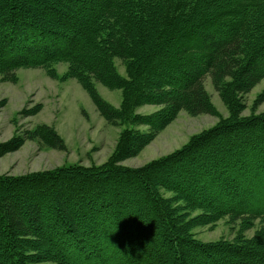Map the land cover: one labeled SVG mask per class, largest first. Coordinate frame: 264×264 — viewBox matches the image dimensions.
Wrapping results in <instances>:
<instances>
[{
    "label": "trees",
    "instance_id": "obj_1",
    "mask_svg": "<svg viewBox=\"0 0 264 264\" xmlns=\"http://www.w3.org/2000/svg\"><path fill=\"white\" fill-rule=\"evenodd\" d=\"M59 63L107 123L124 128L101 165L0 174V264H264V91L243 115L244 95L264 79V0H0L1 79L15 82L22 68L54 78ZM98 83L122 90L119 108ZM144 105L161 108L138 113ZM182 110L219 121L168 155L122 164ZM27 140L67 150L41 124L0 142V157ZM222 219L238 224L233 239L195 237Z\"/></svg>",
    "mask_w": 264,
    "mask_h": 264
},
{
    "label": "rangeland",
    "instance_id": "obj_2",
    "mask_svg": "<svg viewBox=\"0 0 264 264\" xmlns=\"http://www.w3.org/2000/svg\"><path fill=\"white\" fill-rule=\"evenodd\" d=\"M121 75H126L125 67L119 58L115 59ZM56 77H50L41 68H22L17 72L15 82L4 81L0 77V142H6L15 135H22L41 124L52 126L64 139L67 150L62 151L42 146L37 141L27 140L17 150L0 157V174L21 175L35 171L54 169L58 166L81 163L86 166L101 165L110 158L124 126H112L101 116L87 91L75 78H64L68 64L55 65ZM212 102L223 117L229 115L228 108L214 88L211 77L205 80ZM100 96L111 105L119 108L122 102V90H111L102 84H96ZM264 91L262 79L249 93L244 95L247 108L243 115L252 113V106L258 95ZM41 106V110L27 115L32 108ZM159 105H144L138 113L150 114L159 110ZM264 112V102L256 113ZM219 121L210 114L190 115L182 110L138 156L122 162L128 167H140L154 159L168 155L185 145L191 136L214 126ZM146 131V126L132 125ZM256 182V181H255ZM263 183L257 190L264 192ZM262 188V189H261ZM172 196V192H166ZM264 195V194H263ZM196 211L193 215L199 214ZM228 224L222 219L215 226H198L193 233L203 242L220 239L231 240L235 237L238 224ZM234 228V229H233ZM255 228L248 230L251 237ZM40 264H55L43 262Z\"/></svg>",
    "mask_w": 264,
    "mask_h": 264
}]
</instances>
